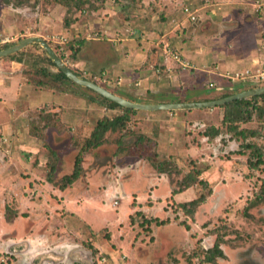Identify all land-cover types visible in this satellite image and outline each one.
<instances>
[{
    "label": "rangeland",
    "instance_id": "374dc122",
    "mask_svg": "<svg viewBox=\"0 0 264 264\" xmlns=\"http://www.w3.org/2000/svg\"><path fill=\"white\" fill-rule=\"evenodd\" d=\"M5 1L0 0V36L15 37L10 45L27 35H39L77 75L121 97L146 102L177 98L191 100L193 90L204 93L203 88H209L214 96L220 95L215 89L217 84L208 86V77L201 80L202 90L193 88L190 83L158 89L117 84L116 78L105 66L107 59L98 63L99 54H106L110 48L108 31L103 29L112 26L113 14L118 23L116 30L123 31L130 18L135 20L141 14L152 16L159 13L157 6L153 8L150 3L147 6L142 0ZM181 1L190 8L204 7L207 3L205 0ZM247 2V7L241 5L237 10L231 8L233 5L225 13L229 12V17L236 23L240 19L239 23L243 22L247 32H253L257 26L243 19L241 21L243 12H251L249 7L254 0ZM214 3L217 6L206 4L203 10H198L196 14L199 18L218 9L215 19L219 20L223 7L217 1ZM179 11L188 23L194 22L189 19L184 7L176 10L177 13ZM133 22L131 29L135 30L137 25ZM138 31L140 35L141 31ZM234 33L228 35L230 44L242 40L233 37ZM260 33L263 35L264 28ZM63 37L65 40L60 41ZM140 39L135 37L138 46L141 45ZM21 51L24 52L17 58L24 63L25 78L22 81L26 83L27 80L29 84L26 88L28 94L50 95L57 101L61 95L65 102H51L37 107L38 113L52 109L49 115L54 112L59 116H51L50 127L44 134L46 138L42 139L46 143L45 148L31 151L27 144L26 149H15L13 131H6L5 128L9 126L8 121H4L3 130L2 125L0 127V166L20 162V168L14 167V176L17 180L27 181L21 189L23 196L33 203L24 210L22 220L11 223L13 226L8 227L1 222L0 240L9 241L18 230L29 233V224L34 217L42 219L45 215L47 227L39 229L37 236L46 230L51 237H55V243L70 241L78 245L84 251L75 264H264V162L250 167L249 162L255 163L257 157L247 146L264 149V117L262 122L251 120L240 123L238 130L258 129L261 132V136L244 137L240 133L225 131V125H221L224 111L221 106L186 112L179 110L176 111V118L178 114L183 117L185 113L188 117H183L184 127L174 135V142H168L164 137L167 133H162L166 128L170 129L171 124L161 126L157 119L144 118L136 113L131 115L125 128L109 130L102 145L86 148V140L97 121L104 116L121 114L122 109L108 108L101 101H90L89 95L93 93L86 90L87 87L75 82L81 87L67 81H54L51 75H44L43 69L56 72L58 66L51 63V57L40 43H32ZM99 64H104L103 69ZM102 71L106 74L102 75ZM157 75L164 79L162 73ZM38 81L45 82L39 85ZM239 83H234V86H240L237 85ZM168 94L171 97H167ZM39 95L36 97L39 98ZM20 105L22 110L24 104ZM56 108L59 110L55 112ZM165 113L164 110L156 111L158 115ZM36 118L34 123L38 120ZM210 125L220 126L223 134L209 140L204 131ZM142 133L150 140L136 142ZM52 150L56 151V156ZM79 154L83 157L80 177L66 189L60 188V184L65 182L64 177L73 172ZM165 161L171 163V171L159 172L157 164ZM52 165L55 169L50 172ZM6 166L8 172L7 169L5 172L0 169V219L8 221L13 213L18 212L19 203L11 186H5L6 189L1 186L3 174L13 177L10 166ZM192 170L201 171L200 178L208 181L211 193L198 183L184 187L181 181ZM13 183L17 184L16 181ZM163 183L166 184L164 192L167 194L161 197ZM156 188L161 190V198L155 195ZM58 189L77 196L73 203L83 205L85 220L65 210L63 194ZM174 189L182 193L179 198L173 194ZM202 194L207 195L204 202L198 206L189 205L191 200ZM218 237L224 256L210 262L205 259L206 252L214 246ZM19 263L14 254L0 252V264Z\"/></svg>",
    "mask_w": 264,
    "mask_h": 264
},
{
    "label": "crops",
    "instance_id": "0c3cea01",
    "mask_svg": "<svg viewBox=\"0 0 264 264\" xmlns=\"http://www.w3.org/2000/svg\"><path fill=\"white\" fill-rule=\"evenodd\" d=\"M205 1H207V3L205 2V6L206 4L217 6V3H214L217 1L218 4L221 5V8L223 7V9L219 12L221 14V16H219V20L215 19L216 14H218V9L208 13L206 16L204 15L203 18H199L196 12L200 9L203 10L205 6L200 8L191 7L194 9L193 11L195 12L197 21L195 20L192 23H188L183 13L180 11L179 13L176 12V10L182 7H189L181 0H142V2L147 4V6H149V3L153 8L157 6V11H159V13L156 12V14H153L152 16L141 14V17L135 20L130 18L123 30L125 32L116 30L118 23L115 15L113 14L111 16L112 26H109L107 29H103V31H108L107 33L110 38L109 40L107 39V41L111 42L109 44L110 48L106 54L105 52L100 54L98 53L101 57L98 63L104 62L106 61L105 59H107V65L105 66L109 68L111 75H114L112 77L116 78L115 80H121V85L126 83L128 85L133 84L134 86L140 85L143 88L153 87L158 89V87H166L167 85H177L180 87L181 85L186 86L187 83H190V86L193 88L197 87L202 90L201 80L204 77H208V84H217V90L219 91H216L217 94H220L228 89L233 90L237 88L238 90H241V85L246 87L248 84L251 85L256 83L250 80L238 81L241 83L237 84L240 86L236 87L234 86V83L236 84L238 82H232L226 74L243 71L245 69L255 70L264 68V33L263 35L260 33L262 32V28H264V11L257 12L251 4L249 7L251 8V12H243L241 21L243 19L244 22H251L254 27L257 26L253 32H247V27L243 24V22L239 23V19L236 23V21H233V19L229 17V12L225 13V10L233 5L235 6L231 8H237V10L238 8H241V5L247 7L248 0ZM153 4L155 5L153 6ZM158 5L161 6L158 8ZM109 12H111V10H109ZM133 21H135V24L137 25L134 27L137 35H135V30L131 29ZM138 30L141 31L140 35ZM230 33H234L233 37L236 36V39L242 38V40H237L233 44H230L228 42V35ZM30 36H34V34L27 35L26 37ZM134 36L141 37L139 41L141 43L140 46H138V41L135 40ZM166 47H170L180 53V55H182L184 59L188 60L192 66L189 68L181 67V65L173 57L166 53ZM95 54L96 51L93 52V56H95ZM96 62L97 60L94 61V64H96ZM100 65L101 64H99V67L103 69L102 67H104V64ZM23 66V61L11 59L10 56L0 58V127L2 125L1 130H3L4 121H8L7 123H9V126H6L5 128L6 131H13L15 149H26L25 145L29 144L30 149L28 150H39L40 148H45L46 146V143L42 141V139H45L46 137L43 138L41 135L46 134L50 126L46 127L45 123L41 122L38 126L43 127V130H37L38 128H36V131L40 133V135H34L31 130L33 126L35 127V125L38 124V122L34 125L31 119L32 116L37 114V111L39 110L37 107L40 108V106L51 102L64 104L65 101L61 95L60 100L57 101L50 95L49 97H43L36 92V94L39 95V98H37V95L31 96V94H28L26 90L28 89L29 84L27 80V84L22 81L24 80L23 78H25L23 76ZM157 73H162L164 76L162 78L164 79L159 78L160 76H158ZM224 80H226L228 85L223 83ZM196 91L199 90H193L194 94L191 100H179L177 98L173 100L142 102H152V104L188 101L199 102L206 101V98L213 100L212 98L217 96H214L215 93L213 94L209 88H203V91H205L204 93L202 92L203 94L201 91L197 94ZM166 96L171 97L169 94ZM20 104H24L22 110L18 106ZM56 110L59 109L56 108L55 111ZM156 111L158 110H139L137 114L144 118L157 119L158 122L161 123V126L166 125L167 123L171 124L169 127L170 129L166 128L162 134L165 135V133H167L164 136L165 139L168 142H174V135L180 128L182 129V126L184 127V118H187L188 114H183L184 118L178 114V117L176 118V111L179 110H164L166 113L160 115H158L159 113L156 114ZM186 111L189 110H185V112ZM49 112H52V109H47V111L45 110L43 114H47ZM149 112L151 113L149 114ZM21 118L22 120H20ZM222 118L223 115L221 119ZM40 131L43 132L41 133ZM42 159H45V157L42 156ZM42 162L43 160L40 161L39 164H42ZM13 164L16 166L11 165L10 163H4L2 167L0 166V169L5 172L7 169L6 165H9L11 173H13V177H7L6 174H3L1 186L3 189H6L5 186L7 188L10 186L12 187V192L15 197H17L16 200L19 203L18 212H16V216L10 220L7 219L8 221H5L6 219L4 218L0 219V227H3L1 222H4L5 225L9 227L14 225L11 223H16L17 221L22 220L21 216L24 210L33 204L23 196L24 193L21 189L27 181L25 179L24 182L20 181V179L17 180L14 176L15 168H20L21 164L20 162L19 164L13 162ZM30 172L32 171L30 170ZM13 181H16L17 184L13 183ZM165 187L166 184L163 183L161 185V189L163 191V195L161 197H163L164 194H167V192H164ZM154 190L155 195H158V197L161 198L159 196V192L161 190H158L157 188ZM57 191L63 194L65 210L70 212V214L75 217L85 220L82 207L83 205H74L73 203L74 200L78 199L77 196L71 192H63L61 189H58ZM180 195H182V193L176 194L178 198ZM43 216L44 217L42 219L34 217V221L29 224L31 228L29 233H26L24 230H18L15 233V236H13L8 242L24 241L27 238L37 236L36 233L39 229L47 227L45 215ZM39 235L45 236L49 245L53 247L62 242L60 241L55 243V237H51L46 230ZM21 247L24 246H14L10 250L0 252H10V254H14L18 258L19 262H21L19 254ZM79 248L80 247H78V245H75L74 250L63 256L56 254L41 256L36 264H75L76 262H79L77 259L84 251L82 248Z\"/></svg>",
    "mask_w": 264,
    "mask_h": 264
},
{
    "label": "trees",
    "instance_id": "16d2710c",
    "mask_svg": "<svg viewBox=\"0 0 264 264\" xmlns=\"http://www.w3.org/2000/svg\"><path fill=\"white\" fill-rule=\"evenodd\" d=\"M5 2L10 3V0H6ZM17 3L21 4L19 2H17ZM9 46H11V45L7 44L4 46H0V49L6 48ZM23 52L24 51H19L18 53L10 55V58L20 60L17 57ZM49 60L51 61V63L53 65L56 66V63L52 59H49ZM20 61H22V60H20ZM43 70H44L43 71L44 75H51L52 78L55 79L54 81H59V82L67 81V82H70L74 85H77L71 79H69L67 77V75L59 68H58V71H56V72L45 71V69H43ZM44 82L45 81H43V82L38 81V84L43 85ZM263 85L264 84H261V83H253V84H251L250 87H243L242 86L240 91L252 89L255 87H261ZM77 86H79V85H77ZM79 87H81V86H79ZM85 89L90 91L91 93H93V94L89 95L90 101H101L108 108H120V109H122L121 114H117L113 117L104 116L103 118H100L97 121L93 131L91 132V135L86 140V148H97L103 144V142L105 140L106 133L109 130H117L118 128H125L127 126V122L131 119V115L138 113L139 110L124 107V106L120 105L119 103L104 97L103 95L95 92L94 90H92L90 88H85ZM215 89H217V88H215ZM236 91H238V89H233V90L228 89L227 91L220 93L219 96H216L215 98H212V99L223 98V97L229 96L231 94H234V92H236ZM132 100H134L136 102H142V100H139V99H132ZM167 100H173V99H167ZM179 100H182V99H179ZM205 100L208 101L211 99L206 98ZM221 107L224 110L221 125H225V127H226L225 131H227V133H234V132L240 133L244 137L249 136V135L261 136V132L258 129H244V128H242V129L238 130L239 129L238 125L240 123H246V122L251 121V120L252 121L256 120L258 122L263 121L262 118L264 117V94L255 95V96L250 97V98H242V99L233 100V101H230L226 104L221 105ZM42 112L44 113L45 110L40 111V113H38V111H37V114L32 116V118H31L32 123H34V118L37 117L36 119H38L36 121V123L38 122V124L35 125V123H34L35 127L33 126L32 130H31V132L34 135L39 134L36 131V128H38L37 130H43V127L38 126V125H40V122L45 123V126L48 127V125L50 124L49 121L51 119V116H56V118L57 117L59 118V116L56 115L54 112L52 115H49V113L43 114ZM223 132L224 131L222 130V128L220 126L210 125V126H206L205 131H204V135L207 136L209 138V140H214L217 137L221 136L223 134ZM41 136L44 138L45 135L42 134ZM148 140H150V137H148V135H145L142 133L141 135H138L136 142L142 143V142L148 141ZM247 146L252 148V150L256 153V157H257L255 163L249 162L250 167H255V166L262 164L264 162V149L258 148L254 145H247ZM52 152L56 156V151L52 150ZM82 160H83V157L80 154L77 155V157L75 159V167H74L73 172L64 177L65 182L63 184H60V188H66L67 186L74 183L80 177L81 170H82ZM170 164L171 163L168 161L160 162L159 164H157V169L159 172H170L171 171L170 170L171 169ZM54 169H55L54 165H52L50 172H53ZM200 175H201V171H199V170L189 171L184 176V178L182 179L181 182H182V184H184V187H190L193 184L198 183L203 188L207 189L208 193H211L212 188L209 187L208 181L203 179V178H200ZM172 192L174 195H176L177 193L180 192V190L174 189ZM206 196H207L206 194L200 195L198 198L191 200L189 202V205H194V206L200 205L202 202L205 201ZM260 199H262V198H260ZM16 214L17 213H13L11 218L16 216ZM160 223H164V222L161 221ZM220 240L221 239L218 237L217 242H215L214 246L206 252V257H205L206 260H208L210 262H214L217 257H223L224 256L223 250L220 247V244H221Z\"/></svg>",
    "mask_w": 264,
    "mask_h": 264
},
{
    "label": "water",
    "instance_id": "95a60500",
    "mask_svg": "<svg viewBox=\"0 0 264 264\" xmlns=\"http://www.w3.org/2000/svg\"><path fill=\"white\" fill-rule=\"evenodd\" d=\"M32 43H40L45 50L48 52L51 59L56 63L59 69H61L69 79L73 82L90 88L97 93L103 95L104 97L119 103L120 105L128 108L138 109V110H191V109H204V108H212L216 106H221L226 104L230 101L242 99V98H250L255 95L264 94V86L262 87H255L252 89H247L244 91L236 92L229 96L213 99L208 101H199V102H176V103H157V104H148V103H139L128 100L124 97H121L112 91L104 88L103 86L84 79L77 75L67 64L66 62L58 55L55 49L49 44V42L40 36H30L25 37L18 43L11 45L9 47L0 49V58L13 55L18 53L19 51L23 50L25 47Z\"/></svg>",
    "mask_w": 264,
    "mask_h": 264
},
{
    "label": "clouds",
    "instance_id": "9594fccd",
    "mask_svg": "<svg viewBox=\"0 0 264 264\" xmlns=\"http://www.w3.org/2000/svg\"><path fill=\"white\" fill-rule=\"evenodd\" d=\"M21 247L20 264H36L41 256L44 255H66L75 249V245L70 241L60 242L57 245L50 246L47 238L45 236H35L27 238L24 241H4L0 240V251L10 250L12 247Z\"/></svg>",
    "mask_w": 264,
    "mask_h": 264
},
{
    "label": "built area",
    "instance_id": "2783aa9c",
    "mask_svg": "<svg viewBox=\"0 0 264 264\" xmlns=\"http://www.w3.org/2000/svg\"><path fill=\"white\" fill-rule=\"evenodd\" d=\"M252 6L257 12L264 11V0H255L252 2ZM185 13L189 17L191 21L196 20L195 12L190 7L184 8ZM15 40V37L13 36H0V46L7 45ZM64 37L60 41H64ZM166 53L173 57L183 68H189L191 67V63L184 59L180 53L177 51L171 49L170 47H166ZM105 72H102V75H105ZM101 76V75H100ZM226 76L232 81H254L256 83H262L264 84V68L260 69H245L243 71H236L231 74H226ZM225 76V77H226ZM117 84H121V80H116ZM210 86H214V83H210ZM216 86V85H215ZM218 86H216L217 88ZM117 202V201H115ZM2 261H5V259H2Z\"/></svg>",
    "mask_w": 264,
    "mask_h": 264
}]
</instances>
